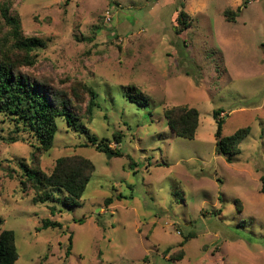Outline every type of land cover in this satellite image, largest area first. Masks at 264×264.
Listing matches in <instances>:
<instances>
[{
    "label": "rangeland",
    "instance_id": "obj_1",
    "mask_svg": "<svg viewBox=\"0 0 264 264\" xmlns=\"http://www.w3.org/2000/svg\"><path fill=\"white\" fill-rule=\"evenodd\" d=\"M5 9L41 44L25 71L82 83L98 103L88 115L78 91L81 126L57 118L43 154L7 142L13 127L0 122V231L14 234L15 264H264V0H0L9 46ZM175 106L197 110L192 140L168 129L163 112ZM214 110L222 137L250 129L231 161L215 152ZM90 135L108 140L110 157ZM69 156L94 166L82 206L22 191L20 163L48 175ZM45 219L62 229L41 230Z\"/></svg>",
    "mask_w": 264,
    "mask_h": 264
},
{
    "label": "trees",
    "instance_id": "obj_2",
    "mask_svg": "<svg viewBox=\"0 0 264 264\" xmlns=\"http://www.w3.org/2000/svg\"><path fill=\"white\" fill-rule=\"evenodd\" d=\"M6 11L7 9L3 10L1 16L10 26L12 41L8 46L7 40H0V122H7L13 127L10 138L6 139L7 142H26L34 149L35 154L47 153L54 144L57 118L62 119L70 129H77L81 126L82 115L78 111L80 110L78 104L81 93L78 91L83 90L85 95H88L87 114L90 116L93 108L98 107L97 94L82 83L73 82L67 86L54 87L51 83L26 72V68L33 65L30 53L41 47V44L37 39L23 38L18 22L11 18ZM238 11L239 8L235 12L225 11V19L233 21ZM184 17V12H180L177 17V21L182 25H185L182 21ZM62 83L65 82L61 81ZM126 97L130 101L132 98L136 99L139 105L144 106L141 98L138 100V97L134 98L130 94ZM220 113L222 111L214 110L212 115L216 122L215 152L231 161V158L240 153L239 145L248 136L250 129L249 127L241 128L228 137H222L224 119L219 118ZM163 116L168 129L177 138L192 140L195 137L199 120L196 109L175 106L164 110ZM118 136L113 135L120 145L121 140ZM87 138L98 152L112 153L108 149L107 139L97 141L95 136L91 135ZM114 154L115 156L120 155L119 151H114ZM19 165L22 172L21 189L25 192L27 186L30 187L34 193L33 201L35 203L43 204L50 199V192L60 191L66 193L63 203L68 209L82 206L81 198L94 173L93 164L81 156L57 159L52 172L48 175L37 168H29L23 163ZM48 190H50L49 193H47ZM262 192H264V188H262ZM111 203V198L104 201L106 206ZM2 223L0 220V226ZM49 228L62 229V225L49 219L43 220L41 230ZM70 245L71 237L69 236L68 249H70ZM17 260L18 253L13 232L1 230L0 264H15Z\"/></svg>",
    "mask_w": 264,
    "mask_h": 264
},
{
    "label": "water",
    "instance_id": "obj_3",
    "mask_svg": "<svg viewBox=\"0 0 264 264\" xmlns=\"http://www.w3.org/2000/svg\"><path fill=\"white\" fill-rule=\"evenodd\" d=\"M108 156L110 157V156H111V154H108Z\"/></svg>",
    "mask_w": 264,
    "mask_h": 264
},
{
    "label": "built area",
    "instance_id": "obj_4",
    "mask_svg": "<svg viewBox=\"0 0 264 264\" xmlns=\"http://www.w3.org/2000/svg\"><path fill=\"white\" fill-rule=\"evenodd\" d=\"M108 15V13H106Z\"/></svg>",
    "mask_w": 264,
    "mask_h": 264
},
{
    "label": "crops",
    "instance_id": "obj_5",
    "mask_svg": "<svg viewBox=\"0 0 264 264\" xmlns=\"http://www.w3.org/2000/svg\"><path fill=\"white\" fill-rule=\"evenodd\" d=\"M238 9V8H237Z\"/></svg>",
    "mask_w": 264,
    "mask_h": 264
}]
</instances>
